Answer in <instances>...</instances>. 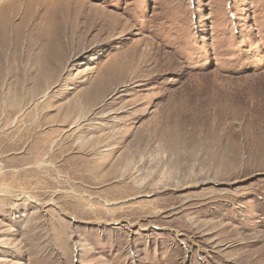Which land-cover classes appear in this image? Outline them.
I'll use <instances>...</instances> for the list:
<instances>
[{
  "label": "rangeland",
  "instance_id": "rangeland-1",
  "mask_svg": "<svg viewBox=\"0 0 264 264\" xmlns=\"http://www.w3.org/2000/svg\"><path fill=\"white\" fill-rule=\"evenodd\" d=\"M0 264H264V0H0Z\"/></svg>",
  "mask_w": 264,
  "mask_h": 264
}]
</instances>
